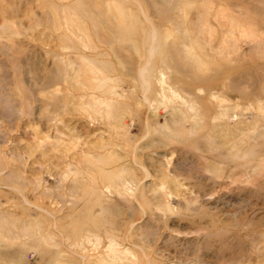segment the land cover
<instances>
[{"label": "rangeland", "instance_id": "rangeland-1", "mask_svg": "<svg viewBox=\"0 0 264 264\" xmlns=\"http://www.w3.org/2000/svg\"><path fill=\"white\" fill-rule=\"evenodd\" d=\"M0 264H264V0H0Z\"/></svg>", "mask_w": 264, "mask_h": 264}, {"label": "bare ground", "instance_id": "bare-ground-1", "mask_svg": "<svg viewBox=\"0 0 264 264\" xmlns=\"http://www.w3.org/2000/svg\"><path fill=\"white\" fill-rule=\"evenodd\" d=\"M143 67V66H142Z\"/></svg>", "mask_w": 264, "mask_h": 264}]
</instances>
